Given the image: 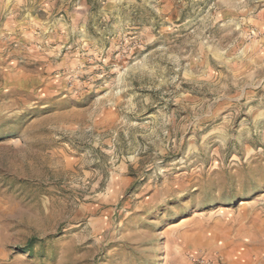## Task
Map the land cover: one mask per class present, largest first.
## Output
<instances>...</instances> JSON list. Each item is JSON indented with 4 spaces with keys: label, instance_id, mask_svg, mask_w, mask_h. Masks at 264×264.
Segmentation results:
<instances>
[{
    "label": "rangeland",
    "instance_id": "1",
    "mask_svg": "<svg viewBox=\"0 0 264 264\" xmlns=\"http://www.w3.org/2000/svg\"><path fill=\"white\" fill-rule=\"evenodd\" d=\"M0 264H264V0H0Z\"/></svg>",
    "mask_w": 264,
    "mask_h": 264
}]
</instances>
